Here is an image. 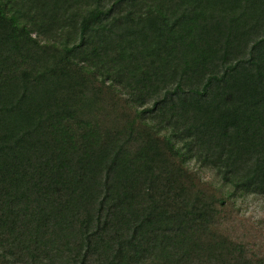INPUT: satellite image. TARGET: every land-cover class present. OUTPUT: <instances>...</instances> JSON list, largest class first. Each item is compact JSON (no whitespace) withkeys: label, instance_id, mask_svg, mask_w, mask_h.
Segmentation results:
<instances>
[{"label":"trees","instance_id":"1","mask_svg":"<svg viewBox=\"0 0 264 264\" xmlns=\"http://www.w3.org/2000/svg\"><path fill=\"white\" fill-rule=\"evenodd\" d=\"M250 194L264 0H0V264H250Z\"/></svg>","mask_w":264,"mask_h":264},{"label":"rangeland","instance_id":"2","mask_svg":"<svg viewBox=\"0 0 264 264\" xmlns=\"http://www.w3.org/2000/svg\"><path fill=\"white\" fill-rule=\"evenodd\" d=\"M204 179L219 184L210 170H201ZM220 231L244 247L250 264H264V194L228 199L222 209Z\"/></svg>","mask_w":264,"mask_h":264}]
</instances>
